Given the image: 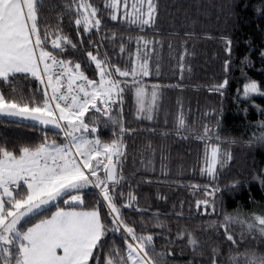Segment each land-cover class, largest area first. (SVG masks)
<instances>
[{
  "label": "snow or ice",
  "instance_id": "6c2138e0",
  "mask_svg": "<svg viewBox=\"0 0 264 264\" xmlns=\"http://www.w3.org/2000/svg\"><path fill=\"white\" fill-rule=\"evenodd\" d=\"M256 11L264 16V4ZM160 15V0H64L59 8L50 0H0V117L17 127L31 121L42 132L37 140L0 139V264H264V204L229 212L222 193L239 190L241 182L220 186L235 159L232 145L264 149V119L247 140L231 138L225 146L216 131L219 113L205 112L215 125L197 127L181 99L175 110L165 109L164 92L183 91L185 55H178L176 84H148L146 78L162 75ZM191 36L186 32L185 40ZM221 39L230 53L231 40ZM244 64L250 66L247 57ZM228 83L225 75L209 88L223 95ZM257 95L264 97V83L245 76L243 102ZM102 127L111 133L107 139ZM143 133L149 139L139 149L141 166L128 175L127 141ZM176 137L204 147L195 163L180 164L173 175L165 149ZM197 171L207 182L184 183L186 173ZM251 179L264 189V168ZM154 184L155 199L165 203L169 196L160 186L190 191L195 216L191 204L185 216V201L179 211L172 205L174 216L153 211L151 194L141 204V190ZM201 216L207 218L203 240L187 227Z\"/></svg>",
  "mask_w": 264,
  "mask_h": 264
},
{
  "label": "trees",
  "instance_id": "16d2710c",
  "mask_svg": "<svg viewBox=\"0 0 264 264\" xmlns=\"http://www.w3.org/2000/svg\"><path fill=\"white\" fill-rule=\"evenodd\" d=\"M56 8L62 6L64 0H50ZM102 3V0H97ZM161 15L158 21V31L164 43L161 48V65L162 75L160 77L146 78L149 85L152 83L176 84L179 81L180 69L177 63L178 55H185L183 91L180 89H168L164 92L162 100L165 109H176L177 99H181L185 106V115L189 123L196 122L199 127L202 123L215 125V120H209L204 117L207 112L209 116L219 113L220 127L216 129L225 141L231 138L247 140L254 131L255 126L264 119L258 112L255 105L264 108V97H254L252 101L243 102V98L237 99V94L241 92L245 83V76L256 80L258 83H264V60L261 59L260 53L264 51V16L256 11L264 0H160ZM229 5H234L230 10ZM234 11V15L232 12ZM65 24L68 18H64ZM73 25V29H74ZM170 32L177 35L169 36ZM191 33L190 39L185 40V33ZM149 38L152 34L149 33ZM225 37L231 40V52L225 51ZM173 44V51L168 49V43ZM183 45V46H182ZM135 51V43L132 44ZM118 51V50H117ZM176 57V59H173ZM245 57L250 61L242 65ZM69 59L72 57L69 56ZM229 59L230 71L225 74L224 60ZM86 59V57H85ZM155 59V58H154ZM94 69V65L91 66ZM243 68V72L242 69ZM175 69V76H173ZM190 70V71H189ZM88 74V73H86ZM227 75L228 85L223 90V95L219 92L210 90L209 85L222 82ZM247 109V111H245ZM127 111V108H126ZM129 120L133 118L128 117ZM160 123L163 125V115L161 114ZM170 126V125H169ZM133 127L143 129L144 124L133 123ZM100 135L107 139L111 133L108 129L100 128ZM42 137L40 128H33L32 123L23 121L17 127L8 121V118H0V139L7 138L9 141L14 140H37ZM148 134L138 135L130 138L128 143L129 159L126 164V172L131 175L136 167H140V152L142 144L148 142ZM157 147L161 141L158 137L150 138ZM167 147L165 155H170L169 161L171 171L175 175L177 166L184 164L185 167L196 162L197 155L203 153V144L196 141H182L178 137L166 141ZM230 150L234 153L235 159L232 162L229 171L220 177V186L234 180L241 182V187L235 192L225 191L222 193L224 208L231 212L237 206L250 210L253 207L252 201L264 204V189H261L258 181L251 179L253 170L264 168V149L256 148L250 150L242 143L231 146ZM136 156L135 164L132 157ZM159 157L156 154V175L159 176ZM207 177H201L197 171L195 176L190 172L186 173L184 183L207 182ZM247 182L245 183V181ZM157 186L151 187L145 185L141 190V204H145L143 198L146 194H151L148 201L152 205V210L167 212L174 216L172 205L175 203L176 211L181 208L180 201L183 204L185 216L189 213L191 204L192 214L195 216V196L188 190L182 188L169 189L167 186H160V191L167 193L169 200L167 203L157 201L155 193ZM196 195H199L197 193ZM203 211V209H201ZM209 212L211 209L208 210ZM207 221L206 217H196L188 222L187 227L195 232L202 240L206 238V233L202 227ZM171 226L175 231L176 221L173 218ZM184 222L181 221V224ZM115 239L119 240L116 236ZM225 253L227 246H225ZM188 257H179L187 259Z\"/></svg>",
  "mask_w": 264,
  "mask_h": 264
},
{
  "label": "rangeland",
  "instance_id": "374dc122",
  "mask_svg": "<svg viewBox=\"0 0 264 264\" xmlns=\"http://www.w3.org/2000/svg\"><path fill=\"white\" fill-rule=\"evenodd\" d=\"M242 87H244V85H243ZM258 96H259V95L255 96V97H258ZM240 97L243 98V88H242V90H241V92H240Z\"/></svg>",
  "mask_w": 264,
  "mask_h": 264
},
{
  "label": "water",
  "instance_id": "95a60500",
  "mask_svg": "<svg viewBox=\"0 0 264 264\" xmlns=\"http://www.w3.org/2000/svg\"><path fill=\"white\" fill-rule=\"evenodd\" d=\"M0 118H5V119H7L6 117H0ZM26 122L32 123L31 121H26ZM41 127H42V126H41Z\"/></svg>",
  "mask_w": 264,
  "mask_h": 264
}]
</instances>
